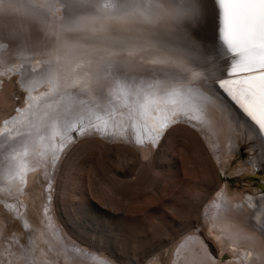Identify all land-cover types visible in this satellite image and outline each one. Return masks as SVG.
Here are the masks:
<instances>
[{"label":"rangeland","instance_id":"374dc122","mask_svg":"<svg viewBox=\"0 0 264 264\" xmlns=\"http://www.w3.org/2000/svg\"><path fill=\"white\" fill-rule=\"evenodd\" d=\"M41 1L34 0L33 10L42 11L46 19H51V14L58 16L55 13L59 4L57 1L47 3L49 7ZM125 1H116L118 17L114 19L117 21L126 17ZM142 1L139 0L140 3ZM145 5V18H151L148 3ZM108 6V3H99L91 5L87 11L96 14V10ZM62 10L68 15L75 13L64 5ZM131 10L133 13L136 11L132 7ZM58 18L63 20L62 17ZM28 20L22 17L14 19V23L29 24ZM8 22L14 24L13 21ZM70 23L65 22V25L69 27L72 25ZM60 25L64 23L60 22ZM117 25L127 26L120 22ZM104 45L96 47L99 51L95 49L98 53L94 54L97 56L92 50L89 51L91 58L87 54L89 58L83 55L85 58L82 56L84 59L81 60L78 57L81 58L82 54H79L76 57L79 62L74 61L76 59L73 57L70 59L73 67L71 71L82 69L87 60L85 67L92 69V75L89 71L88 77H94L96 81L99 79V82H91L93 87L89 89L93 93L86 102L82 101L63 114H58L60 119L55 115L60 120L59 127L65 130V134L61 133L63 141L70 126L79 122L77 131H71V138H67L65 145L60 148L55 144L61 139L57 137V127L54 125L48 128V135L42 139L39 137L40 132L34 136L31 134L35 126L31 125L30 118L36 117L37 113L33 114L29 110H37L35 102L38 99L37 92L33 95L27 89L31 90L30 84L33 83L29 77L35 71L42 70L40 64L35 66L34 62L28 63L32 70L28 74L21 69L22 65L7 69L2 67L7 71L0 73V124L3 127L7 120L12 122L15 119L13 122L16 126L10 123V135L4 136L8 134V129L2 130L5 133L0 134V264L67 262L65 252L60 251L58 255L55 251L58 256L55 255L42 235L43 220L47 219L44 213L46 204L51 206L50 212L59 234L68 240L69 245L65 244V250L74 258H90L92 262L106 261L108 264H177L181 259L180 249L191 239L200 238L218 264H250L249 259L242 258L243 248L233 246L227 239L226 243L222 242V236L218 234L223 233L216 230L214 215L218 204L222 202L220 193L226 189L235 212H243L247 208L253 219L261 224L264 222V149L251 151L246 143L235 151H231L230 145L223 142L217 146L213 144L208 131L189 121L168 124L157 140L148 136L141 137L135 129L136 123H132L135 116L138 114L140 117L141 113L136 114L135 110L128 107L129 95L118 88H134L135 95H131L134 97L133 105L140 108V87L147 84L149 77L150 81H154L155 76H146L140 69V66H145L143 59L126 60L132 56L121 54L124 51L119 49L122 47L118 43L105 45L106 48ZM127 45L137 43L129 42ZM145 54L148 56H144L145 60H150L153 66H180L168 62L154 63L152 55ZM74 62H82L81 67ZM79 73L80 79L78 74L74 78L76 85L88 78L83 77V71ZM23 80L26 81L25 87L19 82ZM48 91L46 96L50 94ZM5 97L11 103L3 107ZM3 113L9 119L4 120ZM123 114L127 116L123 117ZM107 116H113L111 122H114L108 128L114 126L117 133L115 130L111 132L113 129L107 133L93 129L84 134L78 130L82 121L91 122ZM116 116L119 120H115ZM114 120L118 125L122 123L117 126ZM122 120H127L125 129ZM128 120L129 125L132 123L130 126ZM97 125L94 124L93 128ZM29 135L34 137L31 141L25 139ZM46 138L50 146L48 144L41 148L38 145L35 153L37 157L32 161L34 164L42 162V171L30 178L23 192L17 186L21 185L22 179L18 164L21 154L16 156V153L22 152L25 155L27 151L30 152L29 146L36 145L35 140L42 144L41 140ZM35 154L32 152L31 155ZM55 154L59 158L56 159ZM44 260L47 261L44 263Z\"/></svg>","mask_w":264,"mask_h":264},{"label":"bare ground","instance_id":"6f19581e","mask_svg":"<svg viewBox=\"0 0 264 264\" xmlns=\"http://www.w3.org/2000/svg\"><path fill=\"white\" fill-rule=\"evenodd\" d=\"M56 1L59 3L57 4L58 9L55 12L58 16H54V14L52 16L51 14V20L46 19L42 11L33 10L34 0H0V73L6 72L7 70H3L5 68L22 65L21 69L28 74L32 72L28 66V63L31 62H34L35 66L40 64L42 69L35 71L31 75L33 78L29 77L33 83L30 84L31 90L27 89L33 95L37 92L36 97L38 99L35 102L38 105L37 110L35 111L34 108L33 110L30 108L29 110L33 114L37 113V115L35 114L36 117L30 118V121H32L31 125L35 126L31 130L32 136L36 132H40L39 137L42 139L43 136L48 135V128L54 125L57 127L55 130L57 133H55L61 139L57 138L59 141L57 140L55 144L59 148L65 145L66 139L71 138L69 135H72V133L69 130L63 141L61 133L65 134V130L59 127V119L61 118L59 115L63 114L68 108L72 109L74 106H77L82 101L86 102L93 93L92 89H89V87H93L91 82H99V79L96 81L94 77H88L89 71L92 75V69L85 67L88 64L86 63L87 60L83 63V65H86H82V69H75L73 70L74 74H71L73 67L70 59L72 57L76 59L79 54H82L81 58L80 56L78 57L79 59H84L85 55L88 59L90 57L89 51L94 50V52L92 51L93 54L98 53L95 50L97 46L110 45V43L116 42L122 47L119 49H123L122 51H124H121V54L132 56L129 59L125 58L126 60L143 59L145 66H140V69L145 72L146 76H155L153 78L154 81H150L151 78L149 77L150 80L147 81V84L140 87L141 93L138 97L140 108L137 107L138 109L134 107V97L131 96L132 94L135 95L136 90L134 88L130 89L128 86L125 88H123L124 86H120L118 88L124 94L129 95V97L127 96L128 107L135 110L136 114L141 113L140 117L137 114L134 121H131L133 124L134 122L136 123L135 129L138 135L143 136V138L148 136L153 138V140H157V137L160 136V133L164 129V125H170L178 121H189L196 126L202 127L206 132L208 131L213 144L217 146H221L220 144L223 142L230 145L231 151H235L241 144L246 143L251 151L264 149V133H261L258 126L245 117L216 85V81L223 78L228 61L226 50L218 37L219 10L215 0H144L142 1L143 3H140L139 0H126V17L118 21L114 19L118 11L116 8L117 0H42L41 2L46 5L49 2L53 3ZM99 3H108L110 6L105 7V9H99V11L96 10V14L87 11L91 9L89 8L91 5H98ZM146 3H148L151 18H145ZM49 4L46 7H49ZM63 5L71 8L75 13L64 14V9L62 10ZM128 7L130 12L128 11ZM131 7L136 10L134 13L131 12L133 11ZM22 17L29 19L30 22L29 20L27 21L29 24H24V22L21 25L14 23V19L19 20ZM58 17H62L63 20ZM8 21H13L14 24H8ZM68 21L72 23L69 27L65 25V22ZM60 22L64 23V25H60ZM118 22L127 26L121 27L117 25ZM129 42L137 43V45L128 46L127 43ZM106 53L102 52V54ZM145 53L152 55L153 58L151 60L154 63L168 62L171 65L180 66H153L150 60H145L147 56ZM99 54L101 55L100 52ZM74 61L79 62L77 59ZM81 63L76 64L80 66ZM134 67L139 68V66ZM80 71H83V77L88 78L85 82L83 80L76 85L74 78L77 74L79 77ZM88 79L89 82L86 84ZM19 82L21 86H24V83H26L24 80ZM48 89L50 94L46 96ZM10 103L11 100L5 97L3 107H6ZM56 114L59 117L58 120V117H55ZM4 115L7 114L3 113ZM9 115L11 116V114ZM124 115L126 114H123V117ZM111 117L113 118V116H110V118L107 116L97 120L93 118L96 121H82V126L78 127V130L83 129V131H80L83 134L91 132L95 129L93 125L98 124L96 127H100L102 132H110V129L114 127L108 128L114 123L111 122ZM7 118L5 117L4 120H7ZM117 119L118 117L115 120ZM13 121L16 120L13 119ZM13 121L7 120L4 124L5 127H2V124H0V134L5 133L2 130L8 129V134L5 133L4 136L10 135L9 132L12 131L10 123L14 124L15 122ZM129 122L128 120V126L132 124L129 125ZM78 123L74 126L77 127ZM115 123V125L119 126L122 122L119 125L117 121ZM14 125L16 126V124ZM124 125L125 129L127 127V120ZM114 130H111V132ZM116 131L117 128L114 132ZM19 132L21 131L19 130ZM32 136L29 135L25 139L31 141L34 138ZM35 141L37 146H29L30 152L26 149L27 154L24 155L22 152L16 153V156L21 154L18 164L19 172H21L20 179L22 181L21 185H17L18 187L20 186L21 190L41 170L40 163L42 162L39 161L40 163L37 164L32 162L34 157H37L35 153L38 151V145L42 148V146L47 147L49 144L47 138L46 140H41L43 141V145L40 144L39 140ZM32 152L35 156L31 155ZM41 152L39 151V153ZM55 155L56 159L59 158L58 154ZM220 197L222 198V202L218 204L216 215H214L215 228L218 231L221 230L223 233L218 234V236H222L223 243L229 240L233 246L243 248L241 252L242 258L249 259L250 264H264V222L261 224L257 219H253L247 208L243 212H235L232 209L233 201L229 198L226 189L221 191ZM45 206L44 213L47 219L44 218L43 220L42 235L49 242V246L54 250V254L55 251L58 255H60V251L65 252L67 261L65 264H108L106 261L98 263L92 262L90 258L87 260L83 257H72L64 248L68 240L59 234L54 225L52 212H50L51 206L48 204ZM208 214H210V210H208ZM67 245L69 244L67 243ZM72 249L74 250V248ZM179 254L181 259H179L177 264H218V262L214 261L205 242L200 238H193L190 242H187L184 248L180 249ZM46 257L43 258L46 259ZM47 260H44V263ZM49 261L51 262V260Z\"/></svg>","mask_w":264,"mask_h":264},{"label":"snow or ice","instance_id":"6c2138e0","mask_svg":"<svg viewBox=\"0 0 264 264\" xmlns=\"http://www.w3.org/2000/svg\"><path fill=\"white\" fill-rule=\"evenodd\" d=\"M215 2L219 10L218 37L228 61L216 85L264 133V0ZM70 130L77 131L75 126Z\"/></svg>","mask_w":264,"mask_h":264}]
</instances>
